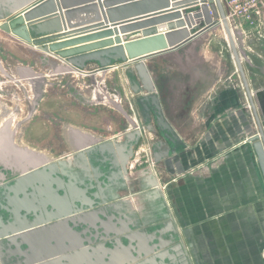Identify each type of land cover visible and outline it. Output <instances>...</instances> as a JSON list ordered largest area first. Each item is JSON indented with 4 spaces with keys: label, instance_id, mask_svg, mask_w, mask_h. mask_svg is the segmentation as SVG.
Here are the masks:
<instances>
[{
    "label": "crops",
    "instance_id": "0c3cea01",
    "mask_svg": "<svg viewBox=\"0 0 264 264\" xmlns=\"http://www.w3.org/2000/svg\"><path fill=\"white\" fill-rule=\"evenodd\" d=\"M137 1L140 0L119 3L113 7ZM152 10L148 5L141 11L131 13L134 16L131 18H142L138 20L142 21L166 9ZM165 24L167 23L119 33L118 36L122 40L124 36L129 39L137 38L141 36L142 30ZM262 30L263 36L257 54L258 64L264 67V26ZM113 37L114 35L67 48ZM206 39L202 40L203 44ZM202 41L194 46L193 58L191 53L179 50L181 57L177 62L160 61L157 57H150L145 61L158 92L183 95L197 88L199 81L204 82L207 79L205 74H197L195 70L197 65L208 61L205 55L207 51L204 48L199 49ZM247 72L250 81L261 80L263 84L260 87L264 88L263 72L253 69ZM213 88L214 83L204 86L200 101L197 100L187 110H174L170 114V120L177 123L175 126L186 150L180 152L179 156L177 153L172 156L174 160L161 156V160L157 162L163 171L161 174L164 173L163 176L166 177L163 183H167L159 194L145 186L140 193L144 205L133 211L116 201L112 202L111 193L124 186L113 178V182L100 184L97 190L90 188L83 193L85 198H91L96 193L94 200L97 202L86 209L96 212L93 218L95 230L90 227V234H83L84 239L86 235L91 241L84 242L79 247L86 250L90 264L107 263L105 255L113 248L114 238L120 241L117 245L118 252L127 253L133 258L129 264H264V176L252 143L248 141L250 129L239 132L243 127L240 126L243 113L236 111L235 115L224 114L229 107L235 109L233 103L238 102L237 95L233 93L235 100L232 106L218 105L221 110L228 109L218 111V114L225 116L219 115L222 116L221 120L214 124V93H211ZM208 95L213 102L205 106L203 99ZM187 118L191 121H187ZM223 145L236 147L225 148ZM165 148V145L160 146L158 152H163ZM152 150H156L154 146ZM175 160H178L177 166ZM188 166L190 169H187ZM174 177L176 180L169 181ZM81 180L85 182V179ZM67 181L68 185H62L67 195L69 191H75L82 196L83 191L79 185L81 181ZM58 192L62 195L64 193L60 190ZM59 198L58 195L57 199ZM93 234L96 235L95 238ZM53 242L51 239V243ZM63 244L68 243L64 240ZM71 252L73 249L65 254ZM87 260L84 257L81 264H87Z\"/></svg>",
    "mask_w": 264,
    "mask_h": 264
},
{
    "label": "water",
    "instance_id": "95a60500",
    "mask_svg": "<svg viewBox=\"0 0 264 264\" xmlns=\"http://www.w3.org/2000/svg\"><path fill=\"white\" fill-rule=\"evenodd\" d=\"M127 1L131 0H0V21H2L0 28L45 54L56 56L60 61L69 65L72 71L82 72L89 60H94L98 65L96 71L102 72L113 62L120 61L121 63L133 64L126 70V74L131 90L134 93L141 94L138 97V106L143 121L147 130L155 131V127H157L161 132V138L153 144L156 150L152 151L154 161L159 162L163 156H167L169 152H174V145L183 146V141L178 130L170 125L163 116L160 100L155 93V85L145 61L150 57H157L160 61L177 62L181 57L179 50L191 53L193 58L195 56L194 46L207 37L208 33L214 29V24H219L227 37L245 96L252 111L256 132L249 136L248 141L252 143L264 176V107H262V103L257 101L260 110V121L242 62L249 69L257 72L264 73V67H261L244 50L243 34L239 24L229 19L232 31L230 30L220 0L203 1L200 8L201 13H195L194 15L185 10L181 13L180 9L196 4L197 0H140L113 7ZM148 5L153 8L152 11L166 10L152 14V18L142 21H138L142 18H131L134 17L131 13L141 11ZM40 12L42 14L37 15ZM201 15L204 18V23L211 26V28L196 33L194 29L188 31L187 28H184V25L190 26V22L194 17H200ZM218 19L220 23H217ZM125 23L130 24L119 26ZM160 23L167 24L149 30H142L141 36L137 38L129 39L128 36H124L122 40L118 36L119 33ZM216 27L218 26L216 25ZM158 29L163 30L159 31ZM234 31L238 36L236 39L239 42L240 55H238L233 41ZM87 33L92 34L84 35ZM113 35L114 37L108 40L67 48ZM75 36L79 37L71 38ZM115 56L117 57L114 58ZM57 70L62 71L63 68ZM125 116L131 124L130 116L128 114H125ZM135 134L139 135V132L135 131ZM169 144H172L173 147H170ZM163 145L166 146L165 150L158 152L160 146ZM26 154L0 156V165L11 169L13 173L19 172L20 177H22L43 170L49 164V162H42L41 159ZM100 169L102 171L100 173L108 172L107 167L105 170L104 168ZM43 172V175L46 176L44 179V185L46 186L43 190L44 193L48 191L47 193L51 195L56 194L61 197L53 203L45 201L43 196L37 198L35 190L37 191L41 186L37 184L35 178L34 183L28 179L24 187H21L26 192L25 212L27 217L24 221L18 223H8V229L4 233L5 236L3 235L4 238H0V240H6L8 248L14 246V249L11 248L10 251L23 256L21 260L15 261L14 264H81L83 258L86 257V260H89V256L86 254L85 249L79 247L84 242L90 243L91 241L86 235L84 239L83 234L86 232L90 234L89 228L92 227L95 230L96 227L93 225L96 212L94 210L86 211V209L97 204L94 200L96 193L91 198H85L83 193L90 188L97 190L102 183L99 182V178L92 179L90 185L80 188L83 191L82 196L75 191H69L67 195L62 185L68 184L64 183L57 171L43 170ZM18 178L10 188L11 191H14ZM85 179L87 180V177ZM57 182H60L59 186ZM58 190L63 191V195L59 194ZM76 228L81 229L77 230ZM20 232L22 233L20 234ZM92 236L96 237L95 234ZM51 239L54 244L51 243ZM64 240L68 243L67 245L63 244ZM113 241V248H110L105 255V258H107L106 264L131 263L133 258L130 255L118 252L117 245L120 241L117 238H114ZM3 247L2 242H0V256L3 254ZM35 247L41 252L36 253ZM70 249H73V252L65 254ZM6 252H8L7 249ZM88 260L87 264H90L91 262H88ZM140 264H144V262Z\"/></svg>",
    "mask_w": 264,
    "mask_h": 264
},
{
    "label": "rangeland",
    "instance_id": "374dc122",
    "mask_svg": "<svg viewBox=\"0 0 264 264\" xmlns=\"http://www.w3.org/2000/svg\"><path fill=\"white\" fill-rule=\"evenodd\" d=\"M217 26L215 25L210 35L206 37L204 44L202 41L199 46L200 50L204 48L207 51L205 55L208 61L197 65L195 70L197 74H205L207 79L204 82L199 81L196 85L197 88L184 94H192L194 96L192 104H194L199 100L200 93H203L204 86L214 83V92L211 91L214 93V124L220 121L222 116L235 115L236 111H239L243 113L240 125L243 127L239 132H244L243 129H250V136L256 132L253 115L225 32L219 27V24ZM250 26V31L247 30L248 27L245 30L249 32L247 33L250 36L243 35V48L252 59L258 62V45L262 40L258 37L263 30H260L257 23ZM257 30H260V34H251L252 31ZM242 63L247 74L249 68L244 62ZM132 65L120 61L113 62L101 74H97V63L94 60H89L83 69L86 73H77L68 70V67L54 56L27 45L0 28V119L4 120V116H7V122L4 123L5 136L3 135L0 139V143L16 141L18 145L45 152L51 157L52 162L50 161L43 170L57 171L61 174L59 176L65 184L68 179H77L81 181L79 182L80 187L84 188L86 185H90L92 179L95 178H99V182L103 185L118 180L124 186L111 193L112 202L116 201L133 211L136 207L143 206L140 193L145 186H149L150 190L159 194L167 183H163L166 177L163 176L164 173L161 174L163 171L161 167H158V163L152 164V146L155 141L161 138V132L157 127H155V131H149L146 128L138 106V97L141 94L131 90L126 74V70ZM58 68H63V70L59 71ZM247 82L260 117L257 101L260 102L261 96L264 98V88L260 87L263 81H250L247 78ZM233 93L238 98L236 103ZM105 96L118 101L119 104L107 101ZM208 96L203 99L205 106L211 105L213 102L210 95ZM199 101L197 103H200ZM232 102H234L235 109L229 107V109L221 110L218 107V105L232 106ZM218 111H225V115L221 113L222 116L219 117L221 114H218ZM125 114L130 115L135 121L131 123L134 128L128 125L129 121ZM187 119V121H191L190 118ZM3 120H0V124ZM14 124L16 128L10 131L11 135L7 129ZM66 124L81 128L102 140L100 143L81 140V145L86 150L73 152L65 138ZM135 131L139 132V135L135 134ZM214 140L221 143L219 139L214 138ZM88 146H92V148L87 149ZM169 146L173 147L172 144ZM225 146L228 145L222 147ZM174 147V152H169L166 157L171 158L176 153L179 156L180 152L186 150L179 144ZM231 147L235 148L236 146L231 145L229 148ZM23 148L21 147V150ZM4 150L6 152H0V156L19 154L11 146ZM21 150L19 151L21 152ZM15 152L16 155H14ZM27 153L32 155L30 152ZM70 153L72 156H69ZM98 157L107 164V173H100L102 171ZM174 162L177 166L178 160ZM187 169H190L189 166ZM175 178H171L169 181L176 180ZM81 179H85V184ZM7 229L8 223L0 222V238H4ZM1 240L4 247L3 250L1 249L3 254L0 259L4 264H14L15 261L23 258L20 254L10 251L11 248L14 249L13 245L8 248L7 241ZM40 249L42 248L40 247ZM35 251L36 253L41 252L37 247H35Z\"/></svg>",
    "mask_w": 264,
    "mask_h": 264
},
{
    "label": "flooded vegetation",
    "instance_id": "af4514ba",
    "mask_svg": "<svg viewBox=\"0 0 264 264\" xmlns=\"http://www.w3.org/2000/svg\"><path fill=\"white\" fill-rule=\"evenodd\" d=\"M234 38L235 46L239 54V50L236 45V38L234 35H232ZM153 81V80H152ZM160 100L161 110L163 113L164 118L167 120V122L176 128L175 122L170 120V114L171 110H175V112H178V110H184L188 109L192 105L193 95L192 94H169L165 91H159L156 89L155 92ZM185 95V97H184ZM263 99L261 98L262 102ZM264 104V101L262 102ZM116 141V140H114ZM100 143V140H99ZM92 148V146L87 147V149ZM73 152L77 151H84L86 149L81 148L80 150H77L76 148L72 149ZM69 156H72V153L69 154ZM92 161V159L90 158ZM99 162L101 163L100 168H106L107 164L102 162L101 158L98 157ZM47 171L53 172V170L47 169ZM20 177L19 172L13 173L10 169L0 166V222L2 223H11V222H21L24 221V219L27 217L25 212V206H26V192L23 188V184L28 180V178L22 179V181L18 178ZM46 176L43 175V170H39L35 172L34 176L30 178L32 183H34V178L36 179L37 184H39L40 189L35 190V193L37 195V198L39 196H43L45 201L55 202V200L58 198V195L50 194L45 192L44 193V179ZM16 178H18L16 187L14 191H11L10 188L14 185V181H16ZM27 179V180H26ZM25 180V182H23ZM19 181V182H18ZM21 182V183H20ZM58 186H59V182ZM21 184V185H20ZM20 186V187H18ZM21 189V190H20ZM41 190V191H40ZM61 197V196H60ZM17 209V211H15ZM14 210V211H13ZM20 258V256H19ZM0 264H4L0 260Z\"/></svg>",
    "mask_w": 264,
    "mask_h": 264
},
{
    "label": "built area",
    "instance_id": "2783aa9c",
    "mask_svg": "<svg viewBox=\"0 0 264 264\" xmlns=\"http://www.w3.org/2000/svg\"><path fill=\"white\" fill-rule=\"evenodd\" d=\"M203 1L205 0H197L196 4L180 10H185L191 15H194L195 13H201V6L203 4ZM225 5L228 8L226 18L232 19L233 22H236L241 27V32L243 35L250 36L245 30L250 31V25L253 26L254 23H257L262 30V26H264V0H223ZM207 3V2H206ZM183 15V14H182ZM183 19V17H182ZM220 23V20L218 19V22ZM217 24H214V26ZM245 25V26H244ZM244 26V27H243ZM184 28H187L188 31L193 30L196 32H200L206 29L211 28V26L204 23V18L201 15L200 17H194L192 19V22H190V26L184 25ZM260 30L252 31L251 34L255 35V33L258 35L260 34ZM262 34H260V37L258 39L262 38ZM84 71V70H83ZM180 85V84H179ZM174 110H171V114H173ZM130 116V115H129ZM155 161L152 159V164H154Z\"/></svg>",
    "mask_w": 264,
    "mask_h": 264
},
{
    "label": "bare ground",
    "instance_id": "6f19581e",
    "mask_svg": "<svg viewBox=\"0 0 264 264\" xmlns=\"http://www.w3.org/2000/svg\"><path fill=\"white\" fill-rule=\"evenodd\" d=\"M220 3L222 4V7H223V10H224V14H225V17H226V15H227V11H228V8H227V6L225 5V3L223 2V0H220ZM43 12V11H42ZM42 12H40V13H38L37 15H40V14H42ZM183 12V11H182ZM226 21H227V23H228V26H229V28H230V30H231V27H230V24H229V19H227L226 18ZM1 24V23H0ZM158 25V24H157ZM232 31V30H231ZM235 32V34L233 33V35H235V38H237L238 36H237V34H236V31H234ZM10 34V33H9ZM237 40V43H236V45H237V48H238V50H239V54H240V49H239V42H238V39H236ZM233 41H234V38H233ZM25 43V42H24ZM27 44V43H26ZM234 44H235V42H234ZM27 45H29V44H27ZM30 46V45H29ZM31 47H33V46H31ZM236 47V46H235ZM35 48V47H34ZM237 50V49H236ZM238 52V51H237ZM48 55H51L52 56V54H48ZM54 56V55H53ZM55 58H56V56H54ZM117 56H115L114 58H116ZM57 60H59L58 58H56ZM60 61V60H59ZM60 62H62V61H60ZM62 63H64V62H62ZM67 67H68V70H71L70 69V67H69V65H67L66 63H64ZM76 72V71H75ZM101 72L102 71H97V74L99 73V74H101ZM77 73H86V71H82V72H77ZM106 97V100L107 101H109V102H112L113 104H119V102L118 101H115V100H113V99H111V98H109V97H107V96H105ZM12 109H14V108H12ZM11 111V110H10ZM9 111V112H10ZM12 111H14V110H12ZM15 112V111H14ZM8 114V113H7ZM10 115H12V114H10ZM6 117L7 116H4V120L1 118L0 120H3V122L0 124V132L1 131H3L2 133H0V139H2V137H3V135H4V133H5V131H6V129H5V126H4V123L6 124V122H7V119H6ZM14 118V117H13ZM17 118V117H16ZM130 118H131V116H130ZM10 119V118H9ZM8 119V120H9ZM131 121L134 123L135 121L131 118ZM10 122V121H9ZM15 123V122H14ZM67 125V124H66ZM130 127H132V128H134V126H131V124L129 123L128 124ZM4 126V127H3ZM17 126V125H16ZM9 127V126H8ZM1 128H3V130H1ZM14 128H16L15 127V124L14 125H12L10 128H8L7 130L9 131L8 133H10V131L11 130H13ZM19 128V127H18ZM17 130V129H16ZM14 132V131H13ZM18 132V131H17ZM7 133V134H8ZM11 134V133H10ZM64 134V133H63ZM12 135V134H11ZM65 135H66V137L65 138H67L66 140L69 142V145H70V148L71 149H73V148H76V149H81V148H83L82 146L83 145H81L82 143H81V140H87V141H91V142H99V140H102V138H100V137H98V136H96V135H94V134H92V133H90V132H87V131H85V130H83V129H81V128H78V127H75V126H71V125H67L66 126V129H65ZM5 136V135H4ZM8 136V135H7ZM10 136V135H9ZM13 137H15V136H13ZM9 140H10V138H9ZM8 146H11L12 148H14L15 149V151H17V153H23V154H25V155H27L26 153L27 152H30L31 154H32V156H35L34 158H39V159H41V161L43 162H50L52 159H51V157L50 156H48L45 152H42V151H38V150H36V149H34V148H31V147H28V146H21V145H18L17 143H16V141H14V142H10V143H5V142H1L0 143V152H6L4 149L6 148V147H8ZM21 147H24L22 150H21ZM89 147V146H88ZM17 149V150H16ZM19 150H21V152L19 151ZM27 152H26V151ZM14 151V150H13ZM15 154H16V152H15ZM29 156H31V155H29ZM36 156H38V157H36ZM52 162V161H51ZM34 174H35V172L34 173H30V174H28V175H24V176H22V177H20L19 179L22 181V179H24V178H27L28 177V179H30V178H32L33 176H34ZM27 180V179H26ZM15 182V181H14ZM19 182V181H18ZM23 182H25V180L23 181ZM21 183V182H20ZM158 183V182H157ZM21 185V184H20ZM24 185V184H23ZM15 188H17V187H15ZM21 190V189H20ZM41 191V190H40ZM44 199V198H43Z\"/></svg>",
    "mask_w": 264,
    "mask_h": 264
}]
</instances>
